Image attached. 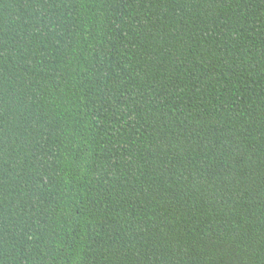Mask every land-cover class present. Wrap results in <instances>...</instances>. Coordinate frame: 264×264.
I'll use <instances>...</instances> for the list:
<instances>
[{"label": "trees", "instance_id": "obj_1", "mask_svg": "<svg viewBox=\"0 0 264 264\" xmlns=\"http://www.w3.org/2000/svg\"><path fill=\"white\" fill-rule=\"evenodd\" d=\"M0 264H264V0H0Z\"/></svg>", "mask_w": 264, "mask_h": 264}]
</instances>
